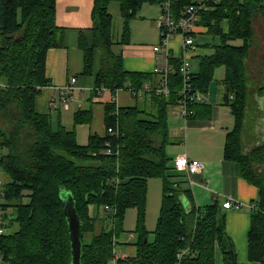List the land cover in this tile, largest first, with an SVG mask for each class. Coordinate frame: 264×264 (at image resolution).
<instances>
[{
  "label": "trees",
  "instance_id": "obj_1",
  "mask_svg": "<svg viewBox=\"0 0 264 264\" xmlns=\"http://www.w3.org/2000/svg\"><path fill=\"white\" fill-rule=\"evenodd\" d=\"M197 1L201 0H179L176 14ZM202 1L210 9L200 14L198 27L220 44L213 56L194 57L199 67L197 72L191 71L190 84L193 92L206 96L215 71L225 69L224 105L235 125L226 137L224 155L225 160L238 163L243 180L259 190L251 211L248 251L252 263L264 264V176L257 170L264 167V147L249 155L241 148L250 91L246 67L254 46V24L261 19L264 25V0ZM145 3L162 4L161 0H95L91 42L83 34L79 38L84 76H94V55L100 54L92 98L109 91L115 100L121 90L137 95L145 85L159 87V81L154 83L159 76L127 72L121 54L114 51L129 43L130 24ZM112 4L119 5L124 22L121 43L113 37ZM64 35V29L57 26V0H0V82L6 86L0 87V167L7 178L4 209L13 211L8 234L0 241L5 264H71L63 192L73 195L82 223V264H109L114 259L113 243L124 235L130 209L138 210L133 243L137 254L118 264H215L217 248L224 264H240L226 232L224 209L218 203L198 208L186 176L182 175L186 185L181 180L172 182L181 175H175L167 155V148L177 144L170 137L168 119L169 110L181 99L182 62L172 61L170 97L145 95L151 110L105 105V135H92L87 145L80 146L75 129L54 126L52 117L38 113L35 107L43 89L51 86L45 74L47 54L64 48ZM262 78L257 93L264 98V65ZM201 106L203 103L191 104L190 110L198 116ZM92 121L91 109L79 110L73 117L75 128ZM109 129L115 131L113 136ZM107 150L112 155H106ZM151 179L163 180V201L157 230L149 240L145 214ZM25 192L30 193L28 204L23 203ZM184 201L190 204V212ZM91 207L105 213L101 230L99 219L90 216ZM181 252L186 254L180 260Z\"/></svg>",
  "mask_w": 264,
  "mask_h": 264
},
{
  "label": "crops",
  "instance_id": "obj_2",
  "mask_svg": "<svg viewBox=\"0 0 264 264\" xmlns=\"http://www.w3.org/2000/svg\"><path fill=\"white\" fill-rule=\"evenodd\" d=\"M94 4L95 0H57V26L65 31L64 48L52 49L47 54L45 74L51 82V86L43 89L36 99L35 107L38 113L50 115L54 126L62 124L68 130L74 128L72 120L77 111L91 109L93 112L92 123L76 127V132L78 136L85 132L88 135L103 137L106 133L105 105L113 103L114 99L109 91L103 92L98 98H92L91 94L95 89V76L100 70V54L95 52L94 55V76L86 77L83 75L84 52L79 47L81 34L91 42ZM109 12L114 18L111 8ZM161 12V4H154L152 7L144 5L137 20L132 23L129 43L114 49L115 53L121 54L127 72L143 75L154 74L157 56L153 48L158 45L159 41L155 23ZM227 29V24H225V32ZM254 32V46L249 53L246 67L251 95L242 135V153L244 155L264 147V98L257 93L263 84L264 25L261 19L256 20ZM196 33V46L198 40L209 36L203 27H198ZM119 40L120 38L115 42H120ZM180 47L181 39L177 37L171 42V48L176 56L180 55ZM205 47L208 48V46ZM197 48L199 47L197 46ZM194 57L199 56L193 55L190 58L191 61L195 59ZM191 71L197 72L192 70V65ZM224 78L217 82L216 90L211 91L210 87L209 93L204 96L203 106L199 108L198 116L185 121L179 116L176 108L170 109L169 115H172L168 119L169 133L171 139L177 142L174 146L182 145L185 148V150L182 149L186 152L189 160L199 161L204 165V170L201 173L191 177L193 185L190 186V189L196 206L204 209L218 203L223 208V204L227 200H231L234 204L233 208L223 211L227 219L226 232L235 245L238 262L240 264H258L249 260L248 236L251 230L252 209L250 207L254 206L253 203L257 201L259 190L243 180L241 167L238 163L225 160L226 137L233 130L235 120L230 109L224 105ZM70 79L77 80V90L73 94L74 101L66 111L59 104L60 90L67 85ZM158 81L157 77L154 83L157 84ZM212 95L217 100L212 99ZM115 99L118 109L140 107L141 101L147 104L145 96L137 99L128 90L119 91ZM216 101H218L217 104ZM148 183L151 185L152 182L149 180ZM153 187L156 189L158 185L153 184ZM236 204H239V207ZM12 212L6 214L5 220L8 225L13 217ZM90 216L97 217L100 224L103 223L102 227L104 226L102 220L105 218V213L102 209L97 210L91 207ZM99 227L100 225H98V229ZM131 238L133 236L130 237L128 243L132 241ZM127 247L129 249L124 248L118 253V261L136 257V247L130 244ZM124 254H127L126 257H122ZM215 264H224L218 248L216 249Z\"/></svg>",
  "mask_w": 264,
  "mask_h": 264
},
{
  "label": "built area",
  "instance_id": "obj_3",
  "mask_svg": "<svg viewBox=\"0 0 264 264\" xmlns=\"http://www.w3.org/2000/svg\"><path fill=\"white\" fill-rule=\"evenodd\" d=\"M162 12L160 17L157 19L155 26L160 34L161 44L153 48L154 53L157 56V65L155 66L154 75L159 76V87L156 89L145 85L143 89L136 95L132 93L135 98H140L145 95L156 94L157 96L170 97L169 78L173 73V60H180L182 65L180 67V75L183 82V90L180 92V101L175 107L179 116L185 121L195 117L194 111L190 110L191 104L203 103L204 96L200 92H193L191 88V56L190 53L197 51L194 35L197 32L198 22L200 14L208 12L209 7L204 1H197L195 4L189 6L182 14L177 15L175 12V5L179 0H161ZM179 37L181 39L180 55L176 56L171 48V42ZM77 80L70 79L67 85L60 90V101L59 104L64 110H69L70 104L74 101V92L76 88ZM0 87H6L0 82ZM116 104V99L113 100ZM118 109V107H117ZM110 135H114L113 129L108 130ZM106 155H112L111 150H107ZM174 172L180 175L186 176L189 182V187L193 185L191 177L199 174L204 170V165L195 160H189L187 155L177 157L173 161ZM3 170L0 167V241L8 234L6 214H9L12 209H4L5 206V186L6 181L3 179ZM233 202L227 200L223 204L224 210H231L233 208ZM239 207V204H236ZM251 209L254 206L250 207ZM108 211V208L104 209ZM13 213V212H12ZM118 242L113 243V255L114 259L109 264H118ZM186 252H181L178 258L181 260L185 256ZM0 264H5L4 256L0 252Z\"/></svg>",
  "mask_w": 264,
  "mask_h": 264
},
{
  "label": "rangeland",
  "instance_id": "obj_4",
  "mask_svg": "<svg viewBox=\"0 0 264 264\" xmlns=\"http://www.w3.org/2000/svg\"><path fill=\"white\" fill-rule=\"evenodd\" d=\"M144 5H147V7L154 6L152 3H145ZM110 8H111V12L114 15V18H113V37L115 40L120 38L119 41L121 43L122 37H123V32H124V22L121 18L120 12H119V5L118 4H112V6ZM135 20H137V18L134 19L130 24V38H131V32H132V23ZM158 40L159 41H158L157 46H159L161 44L159 32H158ZM219 44H220V40L218 38H212L211 36H208V37L205 36V37H203L197 41V46L199 48H197V51L195 53H190V56L192 57L194 55V56H199L201 58H204L207 56L211 57L215 54L216 47ZM238 44L240 45L241 42H238ZM205 46H208V48H206ZM191 65H192V70L198 71L199 64H198L197 59L196 60L193 59L191 61ZM224 74H225L224 68H221L215 72L214 80H213L212 86H211V91L217 89V87H218L217 82L224 78ZM250 95H251V92L249 91L248 99H247V107L249 104ZM212 99L217 100L213 95H212ZM217 103H218V101H216V104ZM143 106H146L149 110L152 109L151 103L144 104L143 101H141L140 107L143 108ZM246 111H247V108H246ZM171 115L172 114H170L169 116L171 117ZM73 126H74V124H73ZM168 127H169V132H170V126H168ZM74 129L76 131L75 127L72 128V130H74ZM243 131H244V126H243ZM243 131H242V135H243ZM242 135H241V148H242ZM90 136H92V135H88L85 132L79 136L77 134L78 144L80 146L87 145ZM188 146H189V139H188ZM182 148H184V147H182V145L169 146L167 148V155H168V158L171 159V163H170L171 165H173V161L176 160L177 157L186 155V152L184 151L185 148H184V150ZM247 155H249V153ZM257 170L262 172V174L264 176V167H258ZM170 174L173 176V174H175V173L171 172ZM175 175L178 176L177 173ZM3 177H5V175H3ZM4 179L7 180V178H4ZM179 180L183 181V183L186 182L185 185L188 183L186 180H184V177L182 175L177 177V178L174 177L172 179V182L175 183L176 181H179ZM150 181L152 183H151V185L148 183L147 205H146V214H145V229L150 236L149 240H152L154 238V234L157 230L159 216H160V212H161V208H162L163 180L162 179H151ZM153 184H157L158 187L155 189L153 187ZM29 195H30V193L25 192V198L23 200L24 204L29 203V201H30ZM8 217L11 219L10 216H8ZM102 224H100V223L98 224V225H100L99 230L102 227ZM137 228H138V210L137 209H130L127 211V213L125 215V221H124L125 233L120 238V240H118V243H119L117 246L118 253H120V251L123 250L124 248L129 249L127 247L128 244L133 246V243L135 242V238H136L135 233L137 231ZM16 229H17V226L14 227V230H16ZM131 236H133L134 239L131 238L132 241L128 243ZM86 241L88 242V239ZM126 255L127 254H124V256H122V257H126Z\"/></svg>",
  "mask_w": 264,
  "mask_h": 264
},
{
  "label": "water",
  "instance_id": "obj_5",
  "mask_svg": "<svg viewBox=\"0 0 264 264\" xmlns=\"http://www.w3.org/2000/svg\"><path fill=\"white\" fill-rule=\"evenodd\" d=\"M61 199L64 205V213L68 224L69 238L71 243V264H82L83 240L82 223L77 214L75 201L71 193L63 192ZM185 210L190 212L191 206L183 202Z\"/></svg>",
  "mask_w": 264,
  "mask_h": 264
}]
</instances>
